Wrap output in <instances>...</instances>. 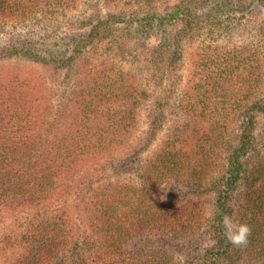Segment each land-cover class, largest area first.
Segmentation results:
<instances>
[{"label": "trees", "instance_id": "16d2710c", "mask_svg": "<svg viewBox=\"0 0 264 264\" xmlns=\"http://www.w3.org/2000/svg\"><path fill=\"white\" fill-rule=\"evenodd\" d=\"M102 1L110 11L66 32L57 50L43 53L11 36L0 51L77 75L71 99L51 119L43 84L15 70L0 74V212L43 208L70 174L101 163L80 180V192L90 197V233L89 253L76 264H176L181 252L186 264H264V23L261 46L252 51L231 17L250 6L264 14V0ZM79 2L0 0V29L32 21L57 29L60 16ZM118 24H130L142 39L157 37L144 52L146 65L162 68L169 82L161 85L147 133L133 148L131 127L143 104L133 99L137 89L84 55ZM191 48L196 67L186 113L179 114L190 115L196 144L186 150L170 138L165 151L143 162L141 153L169 119ZM208 130L228 136L213 152L199 145V134ZM122 168L132 181L123 180ZM225 215L251 226L246 247L224 237ZM74 239L70 213L45 214L7 238L0 264H67Z\"/></svg>", "mask_w": 264, "mask_h": 264}, {"label": "rangeland", "instance_id": "374dc122", "mask_svg": "<svg viewBox=\"0 0 264 264\" xmlns=\"http://www.w3.org/2000/svg\"><path fill=\"white\" fill-rule=\"evenodd\" d=\"M254 8L250 6L245 12L231 15L234 24L241 30V41L244 42L245 40L252 43L248 44L252 51L256 47L261 46L260 41H263L261 27L262 23H264V14H262L260 9ZM108 11L110 10L102 0H80L75 10L69 12L66 16L59 15L62 18L58 21L60 26L57 29H55V26H50L45 22L37 24L32 21L31 25L28 22H20L14 25L8 24L5 26L7 33L4 32L5 30L2 31L0 29V51L10 41L9 38L11 39V36L14 37L13 39H19L20 42L31 44L36 49H44L43 53H48L49 50H57L62 43L61 38L66 32L67 35L77 32L86 22L103 16ZM132 28L130 24L113 26L112 30L114 33L107 40L87 49L84 55L86 59L89 58L92 61L94 66H99V68L107 67L117 80L125 81L130 88L137 89L138 95H135L136 98L133 99L142 101L143 104L136 108L134 126L131 127L130 143L132 146L130 147L133 148L141 139H144L147 133L151 116L150 110L153 108V101L156 100L162 89L161 85L169 82L166 77L163 78L164 72L161 70L162 68L148 67V64L146 65L144 52L146 47L150 48L157 43V37L154 35L151 38L142 39L136 35L135 30ZM32 29H35L34 33H32ZM2 55H5V53L0 54V74L15 70L20 75L30 76L35 81L43 84L51 95V119L58 118V112L61 107L72 97L77 75L74 72L68 75L66 70L58 72L44 63H35L29 58L21 56L8 58ZM185 58L184 68L180 72V75H183V80L181 78L176 93L172 94V98H170L169 119L163 129L156 134L150 145L141 153L140 159L144 160L143 162L155 156L157 152L165 151L166 141L170 138H174L180 144V148L185 147L186 150H190V148H193L192 144H196V139L193 140L194 142L191 141L193 133L190 135V130L192 129L193 132L194 127L191 126L192 122L189 121L190 115L187 114L180 117L181 115L179 114V111L183 112V114L186 113L184 108L186 107L185 93L188 89L187 86L192 82V74L194 67H196L197 55L195 50L191 48ZM181 108H184V110ZM203 132L199 134L201 137L199 145L204 144L206 150L211 152L221 148L220 141L228 139L227 135L222 139L219 130L211 132L208 130L204 134ZM191 154L192 152L188 153V155ZM100 164L92 162L88 166L82 167L79 171L70 174L68 181L60 185L54 198L45 203L43 208L29 207L16 212L8 210L0 212V255L7 245L6 240L8 237L22 234L23 228L28 223L40 219L45 214L61 211L70 213L75 224V239L69 247L66 263L76 264L82 254L89 253L87 241L90 232L86 224L85 209L90 197L87 193H81L79 187L84 172L88 168L90 169L92 165L98 166ZM120 170L123 172L121 177L124 181H132L133 178H131L132 174L130 175V171L125 173L123 168ZM207 184L208 182H204V187ZM206 199H208V196H206ZM210 203L207 202L206 205L208 206ZM3 255L4 261L8 253ZM176 257V264H186L187 259L184 253H177Z\"/></svg>", "mask_w": 264, "mask_h": 264}, {"label": "clouds", "instance_id": "9594fccd", "mask_svg": "<svg viewBox=\"0 0 264 264\" xmlns=\"http://www.w3.org/2000/svg\"><path fill=\"white\" fill-rule=\"evenodd\" d=\"M224 237L233 246L241 248L249 243L252 228L249 224L234 220L233 217L225 215L222 220Z\"/></svg>", "mask_w": 264, "mask_h": 264}]
</instances>
